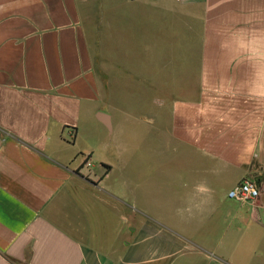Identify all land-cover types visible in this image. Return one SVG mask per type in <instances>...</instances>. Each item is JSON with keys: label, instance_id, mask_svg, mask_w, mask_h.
<instances>
[{"label": "crops", "instance_id": "obj_1", "mask_svg": "<svg viewBox=\"0 0 264 264\" xmlns=\"http://www.w3.org/2000/svg\"><path fill=\"white\" fill-rule=\"evenodd\" d=\"M263 253L264 0H0V264Z\"/></svg>", "mask_w": 264, "mask_h": 264}, {"label": "built area", "instance_id": "obj_2", "mask_svg": "<svg viewBox=\"0 0 264 264\" xmlns=\"http://www.w3.org/2000/svg\"><path fill=\"white\" fill-rule=\"evenodd\" d=\"M83 166L90 168L92 166L91 159L87 157ZM260 195L259 185L251 180H245L239 183L229 192V198L239 203H253L260 198Z\"/></svg>", "mask_w": 264, "mask_h": 264}, {"label": "rangeland", "instance_id": "obj_3", "mask_svg": "<svg viewBox=\"0 0 264 264\" xmlns=\"http://www.w3.org/2000/svg\"><path fill=\"white\" fill-rule=\"evenodd\" d=\"M104 1H107V0H103V2ZM135 116H137V115H135ZM127 129L131 130V131L133 130L134 133L135 132L138 133L136 137L132 138V143L135 144V145H140V143H141L140 131L142 129L141 122L136 118V119L133 120V122L130 123V125H128L126 127L125 131H127ZM127 137H128L127 134L124 132V136L122 138L124 143H125V141H127ZM129 142H131V139L129 140ZM262 257H264V253H263ZM263 264H264V262H263Z\"/></svg>", "mask_w": 264, "mask_h": 264}]
</instances>
